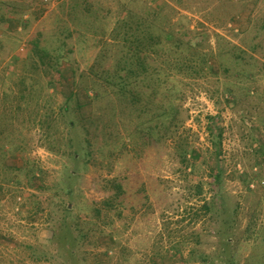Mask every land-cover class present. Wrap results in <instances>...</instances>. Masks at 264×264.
Returning a JSON list of instances; mask_svg holds the SVG:
<instances>
[{
  "label": "rangeland",
  "instance_id": "1",
  "mask_svg": "<svg viewBox=\"0 0 264 264\" xmlns=\"http://www.w3.org/2000/svg\"><path fill=\"white\" fill-rule=\"evenodd\" d=\"M31 2L0 0V264H264V0Z\"/></svg>",
  "mask_w": 264,
  "mask_h": 264
},
{
  "label": "trees",
  "instance_id": "2",
  "mask_svg": "<svg viewBox=\"0 0 264 264\" xmlns=\"http://www.w3.org/2000/svg\"><path fill=\"white\" fill-rule=\"evenodd\" d=\"M133 59V56H131V60ZM141 57H137L136 60L133 62V61H128L126 60V65L127 67L129 68V70L125 72L126 70V65L124 64V66L122 68H120L119 72H117L116 74H112L111 75V83H112V86L115 87V89L113 90L114 94L115 95H119V96H130L131 98V105L133 106H138L139 105V95L140 94H137V87L139 86L138 84V81H137V78H139V76L143 73H145L148 68L146 65H142L141 69H137V67L135 68L133 66V64L135 62H137V60H140ZM142 64V63H141ZM102 97V94L100 93H96L94 98H93V101L99 99ZM166 113H172V111L170 110H166L164 111V114L163 112H159L157 114H155V116L152 118V124H147L146 122H143L145 120H143L141 123H140V128L142 131H146L148 134H152V132H158V129L161 125H165L166 122L163 121L162 119V116H165ZM155 121V123L153 124V122ZM157 128V129H155ZM144 132V133H146ZM190 156V155H189ZM74 158L75 159H79L80 156L78 155V152L75 153L74 155ZM187 158V151L186 153L184 152V155H183V159H186ZM74 174V173H72ZM216 181H219V174H217L216 176ZM215 183V182H214ZM217 195H218V192H217Z\"/></svg>",
  "mask_w": 264,
  "mask_h": 264
},
{
  "label": "crops",
  "instance_id": "3",
  "mask_svg": "<svg viewBox=\"0 0 264 264\" xmlns=\"http://www.w3.org/2000/svg\"><path fill=\"white\" fill-rule=\"evenodd\" d=\"M31 0H24V3L25 4H28L29 2H30ZM32 8L33 9H35V7H36V10H35V14L37 15V14H39L40 12H43L42 11V4H41V2H39V0H32ZM38 4H39V6H38ZM55 6V5H54ZM8 4H6L5 3V8L2 10V11H12V10H15V9H12L11 7H8ZM5 14H7L6 12H5ZM0 20H2V21H4V19H3V17H1V19ZM8 22L7 23H16L15 21H13L10 17H9V19L7 20Z\"/></svg>",
  "mask_w": 264,
  "mask_h": 264
}]
</instances>
